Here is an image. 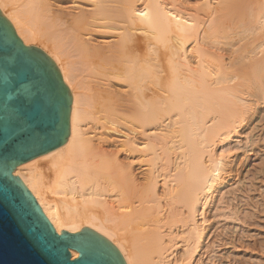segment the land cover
Returning a JSON list of instances; mask_svg holds the SVG:
<instances>
[{"label": "bare ground", "instance_id": "obj_1", "mask_svg": "<svg viewBox=\"0 0 264 264\" xmlns=\"http://www.w3.org/2000/svg\"><path fill=\"white\" fill-rule=\"evenodd\" d=\"M182 1L0 0L72 95L68 140L13 175L58 234L90 227L126 264L204 257L207 207L233 172L226 145L264 97V0H202L193 13Z\"/></svg>", "mask_w": 264, "mask_h": 264}, {"label": "water", "instance_id": "obj_2", "mask_svg": "<svg viewBox=\"0 0 264 264\" xmlns=\"http://www.w3.org/2000/svg\"><path fill=\"white\" fill-rule=\"evenodd\" d=\"M71 103L54 60L25 45L0 10V264H126L119 249L90 227L58 234L13 175L19 164L68 140Z\"/></svg>", "mask_w": 264, "mask_h": 264}, {"label": "rangeland", "instance_id": "obj_3", "mask_svg": "<svg viewBox=\"0 0 264 264\" xmlns=\"http://www.w3.org/2000/svg\"><path fill=\"white\" fill-rule=\"evenodd\" d=\"M201 1L183 0V11L193 13L203 4ZM233 1L239 9V0ZM238 11L235 9V13ZM233 12L229 14H233L232 20L229 17V22H225L227 26L231 24L222 29V42L226 44L219 45L224 50L221 53L228 55L236 48L229 43L237 42L234 32L239 31L235 28L238 17ZM260 98L251 104L240 134L226 145L224 153L233 164V172L224 174L225 183L207 207V248L202 250L206 251L202 253L204 257L197 258V264H264V97Z\"/></svg>", "mask_w": 264, "mask_h": 264}]
</instances>
